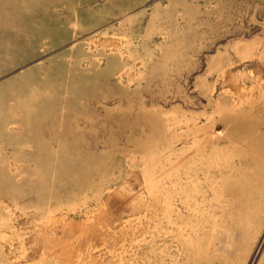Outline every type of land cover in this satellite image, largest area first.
<instances>
[{
    "label": "rangeland",
    "instance_id": "rangeland-1",
    "mask_svg": "<svg viewBox=\"0 0 264 264\" xmlns=\"http://www.w3.org/2000/svg\"><path fill=\"white\" fill-rule=\"evenodd\" d=\"M256 4L0 0V264H264V93L207 197Z\"/></svg>",
    "mask_w": 264,
    "mask_h": 264
},
{
    "label": "bare ground",
    "instance_id": "bare-ground-1",
    "mask_svg": "<svg viewBox=\"0 0 264 264\" xmlns=\"http://www.w3.org/2000/svg\"><path fill=\"white\" fill-rule=\"evenodd\" d=\"M210 3L212 4V2ZM256 3L257 9L260 10L264 0H256ZM237 11L239 10L237 9ZM215 12L222 14L223 10L220 11L217 8L213 13ZM241 40L243 41V39ZM240 47V55L236 60L239 64L233 68L230 66L234 62H229V67L223 73L222 88L225 91L223 94L231 98V106L223 105L220 102L212 104L210 114L207 116L208 134L209 132L213 133L219 125L227 128L221 136L214 137L211 133L210 135L207 134V197L210 193L215 194L216 192V190L214 191L215 185H213L215 178L221 176L225 168L230 166L227 159L223 157L227 153L226 148L216 146L209 154L208 147L212 143L211 141L226 140L232 144L237 142L238 138L241 137L239 129L253 123H247L244 120V114L255 113L256 100L262 97L264 93V36L257 38L251 44L244 41L240 43ZM251 83L252 85H250ZM216 112H220L221 115L218 117ZM208 202L210 201H207V207L211 206V203ZM172 237L173 240H177L174 234Z\"/></svg>",
    "mask_w": 264,
    "mask_h": 264
}]
</instances>
